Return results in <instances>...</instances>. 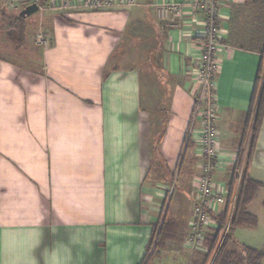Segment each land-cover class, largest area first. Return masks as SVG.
Segmentation results:
<instances>
[{
	"label": "crops",
	"instance_id": "1",
	"mask_svg": "<svg viewBox=\"0 0 264 264\" xmlns=\"http://www.w3.org/2000/svg\"><path fill=\"white\" fill-rule=\"evenodd\" d=\"M56 1L62 8L70 3V13L53 15L42 72L0 60V264H140L155 225L156 203L144 183L160 132L157 113L143 110L146 80L152 87L175 80L161 100L169 118L160 150L171 172L170 162H182L174 151L194 117L203 19L157 17L160 5L194 0H109L98 9L80 0L41 5L54 12ZM247 6L230 0L219 7L222 46L213 79L216 130L226 140L241 133V145L263 37L244 17L252 13ZM248 175L262 184L246 207L258 220L264 216V116ZM191 208L185 193L170 202L171 237L162 246L187 255L164 250L150 264L205 257V247L187 246ZM246 229L234 230L237 243L236 230ZM181 232H188L185 239Z\"/></svg>",
	"mask_w": 264,
	"mask_h": 264
},
{
	"label": "rangeland",
	"instance_id": "2",
	"mask_svg": "<svg viewBox=\"0 0 264 264\" xmlns=\"http://www.w3.org/2000/svg\"><path fill=\"white\" fill-rule=\"evenodd\" d=\"M41 1L42 0H18L16 2V0H0V60L12 62L17 65L20 69L37 73L42 72V64L40 61L41 50L46 45L48 46L51 41V35L49 31L50 26L52 24V18L54 17L53 15L64 17L65 15L70 13L69 7L71 5L70 3H68L66 7L62 8V6H59L56 1V4H54L56 6L54 8L56 9L54 10L57 11L51 12L53 8L49 7L48 4L41 5ZM61 1L64 0H60V3ZM247 1L249 2V6L247 7H250L249 9L252 10L250 11L252 13H247L246 10L248 9H246L244 11L246 12L244 13V17H249L250 21L254 22L255 27L260 32L262 31L263 37L260 42L261 44H263L264 0ZM33 3L37 4L40 9L37 13H34L25 18L24 30L22 35L23 39L20 41L17 38H9L7 36L6 29L8 26V22H6V17L4 16L6 15L10 17L12 15H15L21 12L24 7ZM151 78L153 81H157L154 77ZM213 79L214 78H212V80ZM173 81L169 78H166L164 84L157 86L154 85L152 87L149 84V80H146V82H148V85L145 87L146 89L144 90V97L148 98V102L145 101V105L143 104V110L144 113L149 111H155L157 113L156 127L158 131H161L163 124L162 121L165 118L164 107L166 106V101L161 100L164 99V97H166L169 93L168 90L171 89L170 85ZM195 86L196 87L193 89L195 95L194 117L192 119V122H190L188 138L186 140V143L183 144L182 147L180 146L178 150L174 151L175 156H181L182 154V162L178 161V163H176V159H174V162H170L171 173H168L164 168V160H162L161 158L153 159L152 149V160L148 165V173L145 179L144 186H146V193L150 196L153 203H156L152 204L151 206L153 211L151 216H154L155 218V225L157 223L159 224L160 221L162 222L166 214L170 215L171 212L167 211L170 202L172 201V203H174L181 195L185 193L192 204V208L187 218L186 225V230L190 229L189 223L192 220V209L195 201L194 184L197 183V180L202 179L204 177L206 173V171H204V167H206L209 171L208 178L212 183L224 184L225 186L229 183L233 172V165L231 164H221L220 168H213V166L211 165H214L216 163V158H210L209 161V158L203 152L201 142L204 137H202L201 134L202 132H204L205 129L203 126H201V123L206 119L207 114L205 111L211 109V95L213 94V87H209L205 92H203L202 86L197 80ZM151 95H154L155 97L159 98V101H152L153 98L151 97ZM199 113L201 114L199 115ZM198 115L200 116V120H197ZM210 121L211 128L218 129V127L214 124V120ZM190 134L191 137L190 140H188ZM240 134L241 133H235V135L232 136L227 135L226 137H231V140H226L225 138L222 139L220 133L216 135L218 139L217 155H220V157L222 158L221 160L225 161L226 159L233 158L232 153L237 152L236 149H239L240 147V149L243 148L244 152V157L241 165H244L246 148L250 139V130L248 131V134L244 135L243 138L246 140L242 142V145L241 142H239V137H241ZM227 147L229 149H227ZM208 161L210 163L209 165L207 164ZM239 187L240 183L235 185L233 196L230 201V212L228 215V219L226 220V229H228V225L234 211V206L237 200V196L239 194ZM187 233L188 232H181L180 237L183 235L182 238L185 239L187 237ZM235 233V236L240 240L241 244H243L244 246L257 250L263 249L264 216L259 217V219L257 220V225L254 229L236 230ZM226 234L227 230L222 231L219 240H221ZM147 248L150 254L154 252L153 255H160L163 253L161 251L164 250L167 251V254H170V256H180L182 254L187 255V252H185L181 248L179 249V247H173V249H169V247H159L157 252L153 244H149ZM202 250H204V247L202 248ZM201 256L202 254L200 253L190 255L191 258L193 257V261L190 264H202L204 256ZM262 264H264V259L262 261Z\"/></svg>",
	"mask_w": 264,
	"mask_h": 264
},
{
	"label": "trees",
	"instance_id": "3",
	"mask_svg": "<svg viewBox=\"0 0 264 264\" xmlns=\"http://www.w3.org/2000/svg\"><path fill=\"white\" fill-rule=\"evenodd\" d=\"M4 17H6L5 20L6 22H8V26L6 28L7 36L13 39L17 38L21 41L23 39L22 35L26 17H21L20 12L10 17L6 15ZM259 56L260 62L254 83V89L252 92L249 108L245 115V135L250 130V139L246 148L244 171L241 176L239 194L237 196L228 229H226V220L228 219V215L230 212V201L232 199L236 185V170L241 166L244 157L243 148L239 149V151L237 152L235 164L233 166V172L230 181L227 184L228 194L226 204L219 215L215 216L213 214H210L211 217L217 222L218 228L215 230H211V232L206 235L204 242L206 255L203 259L202 264H262V261L264 259V248L259 250L249 248L237 243L233 237V232L235 229L244 227L253 229L257 225V218L253 215H250L247 212L246 207L252 202L258 190L262 188L261 183L253 181L249 177L248 168L255 148L258 130L264 116V38ZM168 116V113L165 111V118L162 121V128L159 132L158 140L153 148V159L161 158L162 160H164L161 154L160 144L165 133V127L169 118ZM189 130H187L185 133L183 144L186 143ZM188 140H190V135ZM164 168L166 172L171 173L168 170L165 161ZM262 207L264 209V202L262 204ZM171 227L172 222L167 220V217L165 215L162 222L160 221L159 224L157 223L152 227V232L147 247L149 246V244H153L157 252L159 247H162L163 243L166 240L170 239ZM224 230H227V234L224 235L221 240H219L220 234ZM153 253L150 254L147 248L144 259L140 264H150Z\"/></svg>",
	"mask_w": 264,
	"mask_h": 264
},
{
	"label": "built area",
	"instance_id": "4",
	"mask_svg": "<svg viewBox=\"0 0 264 264\" xmlns=\"http://www.w3.org/2000/svg\"><path fill=\"white\" fill-rule=\"evenodd\" d=\"M18 0H16L17 2ZM230 0H194L186 5L180 2H171L168 4L160 5L157 9V17L160 20L169 21L171 23L182 20L186 15L195 17L198 14L203 19V39L201 44L200 62L195 68L196 80L202 86V91L205 92L209 87H213V80L217 65L215 60V53L222 46V36L217 30V17L219 14V7L221 4ZM109 0H80V5L84 8H103L106 7ZM126 4L131 5L132 1H127ZM40 9V8H39ZM214 94L211 95L212 106L211 109L206 110V119L202 121L201 126L204 127L202 132L201 144L203 152L210 158H216V163L211 166L213 168H220L221 164H231L234 166L236 155L231 159L221 160L220 155H217L218 139L217 130L212 129L210 126L211 121L215 120L214 111ZM201 113H199L200 115ZM204 114V111H203ZM197 120L199 119V116ZM200 120V119H199ZM193 132V131H192ZM191 137V134H190ZM208 161V165L210 164ZM203 168V167H202ZM244 165H241L236 170V184L240 183L243 173ZM206 171L202 179L197 180L194 184L195 195L194 204L192 209V220L189 223L190 231L192 232L191 238L187 242L189 248H203L206 235L218 228L217 222L211 217L210 214L215 216L219 215L223 210L227 199V185L214 184L208 176L209 171Z\"/></svg>",
	"mask_w": 264,
	"mask_h": 264
},
{
	"label": "water",
	"instance_id": "5",
	"mask_svg": "<svg viewBox=\"0 0 264 264\" xmlns=\"http://www.w3.org/2000/svg\"><path fill=\"white\" fill-rule=\"evenodd\" d=\"M39 11V7L37 4L33 3L28 6H26L21 12L20 16L21 17H28L34 13H37Z\"/></svg>",
	"mask_w": 264,
	"mask_h": 264
}]
</instances>
